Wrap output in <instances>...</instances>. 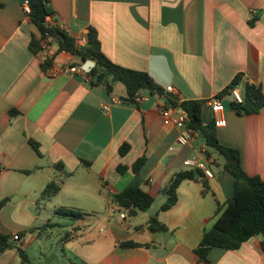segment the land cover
<instances>
[{"label":"crops","instance_id":"obj_1","mask_svg":"<svg viewBox=\"0 0 264 264\" xmlns=\"http://www.w3.org/2000/svg\"><path fill=\"white\" fill-rule=\"evenodd\" d=\"M25 3L0 0V203L6 200L0 233L20 235L13 248L0 252V264H25L19 248L28 264H264L261 236L238 250L215 247L205 261L196 255L205 232L233 198L235 178L200 132L182 146L180 130L165 126L161 115L167 108L187 118L167 94L179 103L206 101L239 74L242 96L248 86L264 95V0H51L49 24H64L73 37L95 29L110 61L152 78L162 95L150 94L140 104H113L106 86L92 87L82 60L68 52H58L54 66L77 65L84 73L46 72L31 47L40 34L23 12ZM222 101L220 143L239 150L246 173L264 181V108L239 115L230 95ZM104 104H111L109 112ZM202 118L205 126L214 124L207 105ZM124 144L130 149L121 156ZM144 155L142 189L154 203L121 220L114 196L134 175L118 167L131 168ZM191 158L213 160V178L184 181L176 205L162 211L171 180L194 170L184 165ZM51 182L60 185L59 193L41 199ZM61 207L84 216L61 217L55 213ZM49 212L60 226L53 244L45 227L57 219ZM153 217L168 230L151 232ZM127 242L139 246H122Z\"/></svg>","mask_w":264,"mask_h":264},{"label":"trees","instance_id":"obj_2","mask_svg":"<svg viewBox=\"0 0 264 264\" xmlns=\"http://www.w3.org/2000/svg\"><path fill=\"white\" fill-rule=\"evenodd\" d=\"M50 1L27 0L31 8L29 18L40 34L39 38L33 37L31 44L33 50H40L42 40L48 37L54 38L58 52H68L74 56L83 57L82 62L86 66L92 87L122 83L126 86L131 102H133L134 95L142 90H146L151 95L154 93L162 95L161 89L147 73L127 69L110 61L103 53L99 35L95 29L91 28L86 35L87 45L80 47L75 37L61 30L58 25L49 24L48 17L53 14ZM42 67L46 72H49L51 63L47 62ZM242 77V74L237 75L219 96L230 95L231 90L241 83ZM243 98L244 101L241 104L231 103V108L239 115L257 114L264 108V95L261 89L255 86H248ZM170 102L187 114V125L202 134L207 147L225 160L224 169L235 178L233 198L228 202L225 211L218 217L213 227L205 232L200 245L195 250L196 255L205 261L210 251L215 247L238 250L243 243L257 236L263 238L261 244L264 252V181L257 176L252 177L246 173L242 166L239 150L223 146L220 143L215 122L209 126L204 125L202 109L205 101ZM34 145L38 149V145ZM129 149L128 144L122 145L120 155L125 156ZM146 162L147 158L144 155L131 168L123 165L118 167L119 173L125 174L131 171L134 175L133 181L121 193L114 196L115 203L124 208L132 217L139 212L148 211L154 203V198L142 189L141 169ZM0 170H2L1 164ZM204 175V172L199 169L178 173L166 189L168 198L162 206V211H168L176 205L178 201L177 189L184 181L196 180ZM60 189L59 184L51 182L42 192L41 199H51L59 193ZM5 203L6 200L0 203V210ZM55 213L61 217L73 219H80L84 216L81 212L64 207L58 208ZM147 227L151 232L168 230L156 217L149 220ZM14 246L10 235L0 233V252H5ZM122 246L134 247L139 245L127 242L123 243ZM19 251L23 262L25 264L30 263L25 250L19 248Z\"/></svg>","mask_w":264,"mask_h":264},{"label":"built area","instance_id":"obj_3","mask_svg":"<svg viewBox=\"0 0 264 264\" xmlns=\"http://www.w3.org/2000/svg\"><path fill=\"white\" fill-rule=\"evenodd\" d=\"M23 12L26 16H29L31 13V8L28 3L23 5ZM59 28L64 32L70 34L69 29L62 23H57ZM71 35V34H70ZM78 46L84 47L87 45L88 39L87 36H79L75 37ZM55 45H57L54 38L48 37L41 41V47L39 53L41 55L42 63L45 64L47 62L51 63V67L49 70V74L52 77H58L61 74L65 75H74L84 73V70L81 66H63L57 68L54 66L55 58L58 53V50L55 49ZM168 92H172L173 88L168 87ZM230 96L233 99V102L243 103L244 98L241 93L237 90V88H233L230 92ZM150 100V94L146 90H142L137 92L133 97V102L135 104H140L142 102H146ZM119 99L113 96L112 103H118ZM205 105L209 106L214 114V122L216 127L222 126L225 124L224 116H223V101L222 97L217 95L213 96L205 101ZM111 108V104H104L102 106V110L104 112H109ZM161 115L164 120V125L169 127H176L180 130V136L178 138V142L182 146L189 145L195 138L197 131L191 129L186 122V118L182 114H175L171 109L162 108ZM213 160L207 159V161H201L200 158H191L184 161V165L189 169H199L204 172L205 176L208 178H213V173L209 168V164H211ZM117 209L119 210V217L121 220L127 219V211L117 205ZM19 235H15L12 237V241H19Z\"/></svg>","mask_w":264,"mask_h":264},{"label":"water","instance_id":"obj_4","mask_svg":"<svg viewBox=\"0 0 264 264\" xmlns=\"http://www.w3.org/2000/svg\"><path fill=\"white\" fill-rule=\"evenodd\" d=\"M79 59L83 60V57H79ZM106 88L112 94V96L117 97L119 100L124 101V102L130 101L129 96H127V94H126V86L124 84H122V83H118L116 85L107 84ZM167 98L170 100L179 101L178 98H175L171 94H167ZM180 112L182 113L183 110L180 109Z\"/></svg>","mask_w":264,"mask_h":264},{"label":"rangeland","instance_id":"obj_5","mask_svg":"<svg viewBox=\"0 0 264 264\" xmlns=\"http://www.w3.org/2000/svg\"><path fill=\"white\" fill-rule=\"evenodd\" d=\"M49 215H51L50 217L51 218H53V220H55L54 218H56L55 217V214L54 213H52V212H49ZM54 216V217H53ZM57 220H55L56 221V224L54 225L53 224V226H51V227H45V229L49 232V234H50V236H49V240H50V243L49 244H53L54 243V238H55V235L56 234H58L59 233V229H60V226L59 225H57V221H58V218H56ZM51 224V223H50ZM53 230H55V234L54 235H52V233H53Z\"/></svg>","mask_w":264,"mask_h":264}]
</instances>
